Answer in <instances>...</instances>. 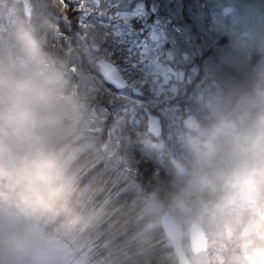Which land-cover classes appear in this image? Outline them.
Wrapping results in <instances>:
<instances>
[{
	"label": "clouds",
	"instance_id": "9594fccd",
	"mask_svg": "<svg viewBox=\"0 0 264 264\" xmlns=\"http://www.w3.org/2000/svg\"><path fill=\"white\" fill-rule=\"evenodd\" d=\"M38 47L22 21L0 37V264H66L44 224L58 189L49 145L67 71ZM171 164L156 213L174 264H264V63L234 91L199 101Z\"/></svg>",
	"mask_w": 264,
	"mask_h": 264
},
{
	"label": "rangeland",
	"instance_id": "374dc122",
	"mask_svg": "<svg viewBox=\"0 0 264 264\" xmlns=\"http://www.w3.org/2000/svg\"><path fill=\"white\" fill-rule=\"evenodd\" d=\"M135 1L100 0L97 8L95 0H88L90 11L85 14L78 10V5L73 0L82 22L77 23L78 31L75 32L74 43L79 45L78 49L82 48L85 62L93 63L96 71L99 70V63H107L109 67L116 69L120 76L124 77V71L130 79L127 86L129 91L142 89L147 85L150 96L143 93L138 99L122 98L119 100L120 105H117L113 112L108 110L112 106L102 104L99 114L86 112L82 107L75 109L74 99L78 97L72 95L76 93V89L79 87L83 91L85 88L95 90L94 82L87 74L77 69L76 64L65 67V109L52 136L55 140L67 136L68 145H72L67 154L70 157L67 162L83 155L89 168L96 169L99 162L104 160L100 169L111 174L116 184L136 176L131 168H125V172L121 167L124 160L118 151L122 144H142L161 157L170 152L167 167L172 168L171 158L176 137L184 131L181 123L187 116L194 114L199 101L210 91H234L246 81L254 67L264 63V0H191L194 5L185 6L186 14L180 11L183 0H170L165 3L167 12L174 14L170 17L176 19L173 26L157 19H149V12L153 14L155 11L154 4L150 5L149 11L143 3ZM50 5L52 4L46 0H0V37L6 36L17 21H22L38 35V51L46 50L49 57L53 56L50 47L45 46L44 33L40 35L36 29L39 27L46 32L49 29L47 20L57 19L58 16L52 14ZM226 8L229 10L227 13L224 11ZM37 10L42 12L36 15L39 18V24L36 26L32 20L35 19L34 12ZM43 11L51 12V15L44 16L41 14ZM59 15L63 26V16ZM89 22L97 23L99 38L102 35V40L104 39L107 45L118 43V55L124 54L121 62L123 66L120 65L119 70L104 59L105 53L110 50L103 48L102 41L94 43V37L89 34L92 30V27L89 28ZM134 22L141 24L144 34L134 29ZM51 40L58 42V37L53 35ZM193 54H196V61L193 60ZM179 95L189 99L192 107L181 106L178 100L175 102ZM100 98L102 102L109 99L107 94L101 95ZM80 99L86 100V97ZM94 101L92 97L89 98L88 105ZM149 109L154 110L156 115L151 114ZM180 110L186 115L180 114ZM148 116L158 118L161 133L156 137L148 132ZM162 124L165 132L162 131ZM77 162L81 164L80 168L86 167L82 159L75 161ZM115 162L121 163L118 169L119 165H115ZM66 165L67 163L63 167ZM62 171L63 169L59 168L58 175ZM72 179L68 178L69 182ZM167 188L168 184L164 188L166 196L169 191ZM126 190L135 193L138 188L127 180ZM146 204L147 211L154 218L151 225H158L156 206L160 203L150 200ZM62 247L64 256L69 261L64 257L67 264H82L63 244Z\"/></svg>",
	"mask_w": 264,
	"mask_h": 264
},
{
	"label": "trees",
	"instance_id": "16d2710c",
	"mask_svg": "<svg viewBox=\"0 0 264 264\" xmlns=\"http://www.w3.org/2000/svg\"><path fill=\"white\" fill-rule=\"evenodd\" d=\"M46 1L52 4L50 5L54 12L52 14L58 17L52 21L47 20L49 29L46 32L45 30H40L39 27H36V29H38L40 35L44 33L45 46L50 47L53 56L49 57V53L46 50L39 53L54 64L61 63L65 67H71L76 64L77 69L83 71L93 80L95 90L85 88L83 91L78 87L76 93L74 92L72 95V97L74 95V97H78V99H74L75 109L82 107V109H86V112L99 114L100 109L103 107L101 106L102 104L104 106H112L108 110L113 112L117 105H120L121 101L119 102V100L123 96H119L117 92L103 85L100 75L94 68V64L85 62L84 51L82 48L78 49L77 46L79 45L76 46L74 43V35L78 31L77 23H82L78 12H76L77 5L71 3L70 10L66 13L65 18L62 13L66 9L62 0ZM167 1L170 0H136L135 2L143 3L148 10L150 5L154 4L155 11L152 12L153 14L149 12V19H157L173 26L176 23V19L170 17L174 14L167 12L165 3ZM187 4L190 6L194 5L191 0H183L182 9L180 8L181 13L186 14L185 6ZM40 12L42 10H37L34 15L36 16ZM41 14L44 16L51 15V12L43 11ZM59 14L63 16V26L61 25L62 20ZM37 17L32 20L33 23L35 21L36 26L39 24V18ZM41 17L43 16L41 15ZM96 25L97 23L91 24L89 22V28L92 27L89 34L94 37V43L102 41L101 45H103V48L110 50L109 53H105V58H103L114 64L119 70V66H123L121 62H123L124 54L123 56L118 55V43L112 42L107 45L104 39L102 40V35L99 38L100 33L97 32ZM140 25L139 22H134L133 27L140 31V34H144V29L142 30ZM53 35L58 37V42L51 40ZM45 46L43 48H46ZM196 54H193L192 57L194 58ZM195 59L193 60L196 61ZM85 63L87 66H85ZM122 73L126 82L130 83V79L127 78L124 71ZM142 91L150 96L147 85L142 88ZM104 94H107L109 99L102 102L100 96H104ZM79 97H86V100H81ZM91 97L95 101L90 102L91 105H88ZM177 100L181 106L192 107L191 101L185 96L179 95L175 98V102ZM149 111L151 114L156 115L154 110L149 109ZM179 112L183 116L186 115L182 110ZM189 113L192 112L189 111ZM82 118L85 119L84 117ZM162 127L165 132L164 124H162ZM66 137L56 140L51 139L49 145L51 162L55 167L56 173L59 168L63 169V171L60 175L57 173L58 189L51 198L44 228L53 236L58 237L61 243L69 250L73 251L74 249L73 256L75 259L81 258L85 254L83 264H174L171 254L172 250L169 248L168 241L158 225H151L154 218L146 207L147 201L155 200L163 204L168 199L164 188L168 184L172 171L170 166L167 167V157L170 152H168L167 156L161 157L148 150L142 144L136 146L135 143L129 142L121 145L118 152L120 157H123V166L117 162L114 164L119 165L117 169L121 166L126 172L125 168L129 167L135 172L136 176L134 178L124 177L133 182L138 188V191L134 193L131 190H126L127 180L116 184V180L113 181L115 178L111 174L100 169L104 165V160L99 162L96 169L94 167L92 169L89 168V164L83 158V155L80 158H76V160L67 162L70 159L67 154L71 151L72 145H68ZM81 159L84 163L86 161V167L80 168L81 164L79 162L75 163V161ZM65 163L67 165L63 167ZM75 172L76 174H74ZM68 178L73 179L69 182ZM2 184L3 181H0V190L5 194L6 191H4ZM167 193L169 195V191Z\"/></svg>",
	"mask_w": 264,
	"mask_h": 264
},
{
	"label": "water",
	"instance_id": "95a60500",
	"mask_svg": "<svg viewBox=\"0 0 264 264\" xmlns=\"http://www.w3.org/2000/svg\"><path fill=\"white\" fill-rule=\"evenodd\" d=\"M224 11L227 13L229 10L226 8ZM99 75H101L104 83H106L107 85H111L113 88L119 91L125 87V84H124L125 82L123 81V79L118 75L116 70L112 67H109L107 63H99ZM134 93H137V90H134ZM187 118L188 116L186 117V119ZM186 119L182 121L183 128H184V121ZM158 123L159 121L157 117L148 116L147 129H148V132L151 133L154 137L158 136L161 133V127H160V124ZM160 227L164 235L166 236L165 229L163 228L161 224H160Z\"/></svg>",
	"mask_w": 264,
	"mask_h": 264
},
{
	"label": "snow or ice",
	"instance_id": "6c2138e0",
	"mask_svg": "<svg viewBox=\"0 0 264 264\" xmlns=\"http://www.w3.org/2000/svg\"><path fill=\"white\" fill-rule=\"evenodd\" d=\"M73 2V0H62V3L66 9V11L62 14L65 15L66 18V13L70 10V5ZM75 3L78 5V10L81 11L82 13L87 14L90 9L88 7V0H75ZM100 4V0H95V6L98 8Z\"/></svg>",
	"mask_w": 264,
	"mask_h": 264
},
{
	"label": "bare ground",
	"instance_id": "6f19581e",
	"mask_svg": "<svg viewBox=\"0 0 264 264\" xmlns=\"http://www.w3.org/2000/svg\"><path fill=\"white\" fill-rule=\"evenodd\" d=\"M0 191H1V190H0ZM4 191H6V189H4ZM2 193H3V192H0V195H2ZM3 195H4V193H3Z\"/></svg>",
	"mask_w": 264,
	"mask_h": 264
}]
</instances>
